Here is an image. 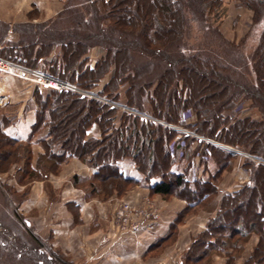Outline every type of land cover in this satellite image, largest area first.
I'll use <instances>...</instances> for the list:
<instances>
[{
  "label": "trees",
  "instance_id": "16d2710c",
  "mask_svg": "<svg viewBox=\"0 0 264 264\" xmlns=\"http://www.w3.org/2000/svg\"><path fill=\"white\" fill-rule=\"evenodd\" d=\"M60 1L64 10L45 23L12 25L0 20V56L41 68L88 90L95 89L109 75L99 91L107 99L152 119L181 126L184 113L191 109L199 118L189 126L191 130L243 149L264 162V0H239L240 6L253 13L252 27L262 26L251 58L255 84L239 74L237 62L243 60L242 54L221 37L219 27L228 13L223 0ZM193 23L199 25L206 39L212 33L218 34L220 41L225 40L223 49L235 53L223 57L221 50L208 56L203 48L188 46L185 39ZM13 33L17 40L10 38ZM94 47L103 54L95 66H89L87 55ZM137 57L142 58V63ZM34 95L38 105L34 131L44 127L48 132V138L40 142L44 153L32 166L33 139L24 143L9 137L5 128L12 120L3 117L0 172L23 162L17 169L21 181L45 182L72 159H78L96 169L91 178H73L75 184L87 183L88 194L100 197L104 193L100 198L108 199L124 196L131 187L142 185L152 196L185 201L186 208L168 236L152 248L175 236L185 213L209 201L216 204L218 182L233 162L228 151L190 135L180 140L186 144L177 140L171 145L178 135L176 130L134 113L120 112L103 100L80 93L36 88ZM245 103L257 108L261 119L240 117L239 107ZM93 126L99 127V138H88ZM198 154L204 176L191 181V160ZM179 155L189 161L181 172L177 171ZM124 160L134 163L141 181L124 175L119 167ZM243 166L250 173L248 182L224 194L216 216L193 239L180 264L210 261L221 250L229 251L225 264H235L244 243L254 233L260 241L246 264L264 263V163L246 158ZM153 179L159 182L152 185ZM5 192L17 205L11 190L5 188ZM13 215L19 222L22 220L16 211ZM1 229L0 264L22 260L32 264H74L44 251L42 242L29 232L36 244L24 258L18 253L20 244L16 240L9 244L8 229L7 234Z\"/></svg>",
  "mask_w": 264,
  "mask_h": 264
},
{
  "label": "crops",
  "instance_id": "0c3cea01",
  "mask_svg": "<svg viewBox=\"0 0 264 264\" xmlns=\"http://www.w3.org/2000/svg\"><path fill=\"white\" fill-rule=\"evenodd\" d=\"M234 2L237 3L235 0ZM63 10L64 5L60 0H0V20L12 25L45 23ZM251 18L252 12L231 3L225 21L234 20L236 27L235 31H230L231 37L227 35L225 38L242 39L247 31V27L244 28L246 24L250 25ZM222 33L224 34L223 31ZM10 38L18 39L15 33L11 34ZM106 83L107 80L102 86ZM36 88L48 90L27 80L0 72V119L7 117L12 120V123L5 128V133L9 137L24 143L28 139H33L32 166L36 165L38 157L44 153L40 142L48 138L46 128L34 131L38 109L34 95ZM97 91L101 90L97 89ZM87 136L99 138V127H91ZM19 165L22 167L23 162ZM19 165L14 164L8 171L0 172L1 193L5 188H9L11 193L21 192L27 186L24 182H20V177H17ZM119 167L127 178L141 181L142 177L132 161H122ZM95 172L96 169L78 159H72L58 175L50 177L54 201H51V193L45 191L43 182L35 181L28 184L29 189L24 198L17 203L18 213L37 229V235L43 239L52 234L59 248L64 253L71 254L77 264H177L180 252L186 249L192 237L202 231L207 219L214 215L201 213L188 217L182 225H178L175 244L160 257L146 261L147 251L168 236L178 214L186 208V202L178 198L164 200L161 196H156L154 199L159 202L163 210L161 219L155 224H144L145 226L137 233H124L119 231L115 221L118 205L128 202L135 208L140 207L142 196H149L150 191L145 186L137 185L122 198L111 196L102 199L88 194L82 186L87 183L73 182L75 176L91 178ZM238 173L244 176L241 175V178L249 179V176L243 173L241 163L237 162L228 175L229 179L231 176L236 179ZM158 182L159 179H153L151 184ZM226 183L222 182L219 186L218 203L221 202L225 192L235 191L240 187L236 183L237 189H225Z\"/></svg>",
  "mask_w": 264,
  "mask_h": 264
},
{
  "label": "rangeland",
  "instance_id": "374dc122",
  "mask_svg": "<svg viewBox=\"0 0 264 264\" xmlns=\"http://www.w3.org/2000/svg\"><path fill=\"white\" fill-rule=\"evenodd\" d=\"M223 1H224L225 5L228 7V9H229V5L231 3H233L234 6H235V4L237 6H240L239 0H235L237 3H235L234 0H223ZM240 7H242V6H240ZM250 12H252V11H250ZM227 16H228V13L226 14L224 20L222 21V23H221V25L219 27V30H220V33H221V37L224 38L226 41H228L230 44H232V48H234V50H237L238 53L242 54L243 60L237 62L238 66H240V68H241L239 74L245 79L246 82H249L251 84H255L256 83V77H255V74L253 73V70H252L251 58H252V55H253V52H254L255 48L257 47V45L259 43V39H260L261 31H262V26L261 25H259V26L256 25V26L252 27V18H251L250 25L248 23V24H246V26L244 28V29H246V27H247V31H246V34L242 37V39L236 40L234 38L233 40H228L225 37L227 35H228V37H231V32L230 31H232V30L235 31L234 29L236 27V24H235L236 22L234 20H232V21L229 20V21L226 22L225 20L227 19ZM252 17H253V13H252ZM48 21H50V20H48ZM223 24H224V27H222ZM221 27H222V29H221ZM221 30L224 32V34L222 33ZM205 37L206 36H205L204 32L201 30V28L199 27V25L197 23H193L191 25V27L188 29V33L186 35L185 42L187 43L188 46H191V47H193L196 50L198 48L199 49L203 48V50H205V53L208 56H212L215 53L220 52L221 50H222L221 53H222L223 57H225L227 54H229V57H230V55L232 53H235V51H233L232 49L231 50H229L227 48L223 49V47H224L223 40L224 39H221L222 41H220V38H219L220 36L218 34L212 33L211 36L209 37V39H206ZM102 54H103V51L99 47H94L87 55V61H88L87 63H88V65L89 66L90 65L91 66H95L96 62H98V59L102 56ZM137 61L139 63H142L143 60H142V58L137 57ZM19 64H21V63H19ZM27 67H29V66H27ZM30 68H32V67H30ZM34 69H40L42 71H45V70H43L41 68H34ZM154 72L155 73L157 72L156 67L154 69ZM150 77L151 76H149V78ZM108 79H109V75L105 79H103L98 84V86L95 89H93V90H90V89L88 90V89L79 87L76 84L75 85L81 91H84L85 93H88L87 97H89V98H95V99L103 100L104 102H106V103H108V104H110V105H112L114 107H117L120 110V112L121 111H127V112H130V113H134L136 115H140L142 117H145L144 115H142V114H140L138 112H135L132 109L127 108L121 102H116V101H112L110 99H107L106 97L102 96L97 91V89L102 90L104 88L105 85L102 86L103 82L105 80L108 81ZM62 81H65V80H62ZM29 82H31V81H29ZM65 82L72 83V82H69V81H65ZM32 83H34V82H32ZM34 84H36V83H34ZM72 84H74V83H72ZM101 86L103 87L102 89H101ZM76 93H78V92H76ZM94 94L96 95L95 97H94ZM188 111L189 112L190 111L193 112V116L190 117V120H188V122L184 118V126L176 125V124H173V123H167V122H164L163 120H158L156 118H154V119H152L150 117H148V118L150 120L156 122V123H162V124L172 128V129H174V130H176L178 132L177 137L174 139V141H172L171 145H173V142H175L177 140L180 141L183 138L184 135H190V137H192L194 139H201V140H203L205 142H208L210 144H214V145L218 146L219 148H221L223 150H226L229 153H231L233 155V162H232L231 168H229L226 172L223 173L222 179L218 182V193H219V186H220V184H222V182L223 183L227 182L226 183L227 185L224 186L225 189L226 188L227 189H231V190L232 189L233 190L237 189L236 186H235L236 183L240 186L238 188V189H240L241 186L244 185L246 182H248L249 179L246 180L245 178H243L244 176L241 173L237 174L236 179H234L233 176H231V178L229 179L228 175L233 171L235 163H237V162H238V164L241 163V169H243V173L247 174L249 176V178H250L249 171L245 170L244 166H243L246 158H250V159L254 160L256 163H264V162L261 159L256 158L255 156L249 154L247 151H245L243 149L236 148V147L228 145L226 143L219 142V141L214 140L212 138H207V137L201 136V135L197 134L196 132H194L193 130H191L189 128V126H191V125L193 126L194 124H196L199 121V118L197 117L196 113L193 110H191V109H188L184 113V115L185 114L187 115ZM239 111H240V117L250 116V117H253V118H257V119H261V117H262V115L258 111V109L253 107L251 103L243 104V106L239 107ZM40 129L43 130L44 127H41ZM180 144L181 145L186 144L185 140L180 141ZM195 145H196V143L192 144L191 146H195ZM147 155H148V151L146 152V156ZM178 158H179V160H178V163H177V166H178L177 167L178 168L177 171L181 172V170H184V168L187 166L189 161L186 158L181 159V156L178 157ZM124 161H128V160H124ZM120 162H122V161H120ZM120 162H119V164H120ZM191 162H192V164H191L192 166L190 168V177H191L190 179H191V181H195L198 178H202L204 176L203 167H202V164L200 162V155L199 154L196 155L195 158L193 160H191ZM19 164H21V163H19ZM66 165H68V164H66ZM19 168H21V166ZM211 169H212V171H215L213 165L211 166ZM59 173L52 174V175H58ZM16 174H18V173H16ZM52 175L49 176L47 181H45V182L42 181V182H43V186H44L45 191L48 194L51 193V201H54L55 200L54 193H53L54 190L52 189V184L50 183V177ZM241 175L243 176L242 178H241ZM22 179H24V178H22ZM237 180L242 181V182L239 183ZM35 181H41V180L33 179L32 181H29V182L28 181L26 182L24 180L20 181V182H24L25 184H27V186L21 192H12V195L14 196V199H15V201H17V203H18V201H21L23 199L24 195L26 194L27 190L29 189L28 184L33 183ZM82 186L85 189H87V185L84 184ZM136 186L131 187L128 191H131V189L135 188ZM237 190H235V191H237ZM128 191H127V193H128ZM227 192H225V193H227ZM231 192H233V191H231ZM224 194H223V196H224ZM103 195H105V194L104 193L100 194V197H102ZM113 196L116 197V198H122L123 197V196H117V195H113ZM223 196H222V198H223ZM155 197L156 196H152L150 193H149V196H142V205L140 207H137V208L133 207V205H131V203H128V202L120 203L118 205V209L116 210V213H115L116 214L115 215L116 216L115 221H116V224H117V227H118L119 231L124 232V233H131V234L138 232V231L137 232H131L130 230L121 229V224L119 222V220H120L119 219V215L122 213L123 206L125 207L126 205L131 206V208H133V209L150 208L152 211H154L158 215L157 221H150L148 218L143 219L142 220V228L146 224H155V223H157L159 221V219H161V217H162L163 210H162V207L160 206L159 202L154 199ZM216 197H218V194H217ZM174 198H176V197H174ZM171 199H173V198H171ZM171 199H169V200H171ZM164 200H168V199H164ZM179 200H181V199H179ZM220 203L217 202V198H216V204L214 202H212V201H209L207 203L202 204L201 206H198V207L194 208V210L191 209L188 213H185V217L182 219V221H181V223L179 225H182L184 223V221L188 217H192V216H195V215H198V214H201V213H207V214H211V215L214 214L212 217H209L207 219L202 231L199 232L198 234L204 232L206 230V228H207V225H208L209 221L216 216L217 207L219 206L218 204H220ZM14 211H16L17 214L19 216H21V218H22V215L20 213H18L17 205L13 203V201L8 196V194H6L5 191H2V193L0 192V227H2V229L1 228L0 229H1V231L3 230L2 232L5 233V234H7L5 232V229L6 230L8 229L9 233L7 234L8 235L7 241H8L9 244L14 243L15 240L20 244V246L18 247V253L21 252L24 255V258H25V256H28L29 252L32 250L31 249L32 246L34 247V245L36 244L30 238V235H29V233H30L34 237H36L37 239H39L42 242V244L44 245L43 246V250L47 251V253H53L56 256V258L61 257L60 258L61 261H65L64 259H67V260H70L71 262H73L74 264H77V261L72 258L71 254L64 253L63 250L59 248V246H58V244L56 242L57 240L54 239L52 234H50L51 236L50 235L49 236H45V237H43V239H41L37 235V229L34 226H31L29 224V221L26 220L25 217H23L20 222L14 217V215H13ZM182 212H180L178 214V216ZM196 236L192 237L191 240H190V243L186 247V249H184L182 252H180V254L178 256L179 259H178L177 264H180V262L183 260V257L186 255L188 247L191 245L193 239ZM177 237H178V228L176 230L175 236L172 239L168 240V242H165L164 244H160L159 246H156L155 248H150L147 251V253H146V261L149 260V259H152V258H158L162 254H164L167 249H169L170 247H172L175 244V242L177 241ZM259 241H260V237L257 234H255V233L252 234L247 239V241L244 243V245L242 247V250H241V252L239 254V257L236 258V260H235V264H239V259H241V264H246V262L248 261V259L252 255L253 250L258 245ZM229 250H231V249H229ZM227 253H229L228 250H226V251L221 250L219 253L214 255L211 258L210 261L207 260V259H204L203 261H200V263H198V264H225L226 260H227V257H226ZM17 264H32V263L28 262L27 260H22V261L17 262ZM257 264H264V263L262 262V263H257Z\"/></svg>",
  "mask_w": 264,
  "mask_h": 264
},
{
  "label": "built area",
  "instance_id": "2783aa9c",
  "mask_svg": "<svg viewBox=\"0 0 264 264\" xmlns=\"http://www.w3.org/2000/svg\"><path fill=\"white\" fill-rule=\"evenodd\" d=\"M0 72L16 76L23 80H28L36 83L43 89H54V90H66L71 92H78L82 95L87 96L88 93L81 91L75 84L62 81L52 75L42 71L40 69H34L27 67L18 62L0 56ZM96 95L94 94V97ZM120 106V105H119ZM145 116V115H144ZM193 116V112L184 115L185 120L188 122L190 117ZM148 118V116H145ZM148 218L150 221H157L158 215L150 208L146 209H133L131 206H123L122 213L119 215V222L121 229L130 230L131 232H137L142 227V220Z\"/></svg>",
  "mask_w": 264,
  "mask_h": 264
}]
</instances>
